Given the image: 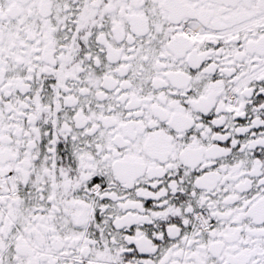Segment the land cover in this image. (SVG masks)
I'll return each instance as SVG.
<instances>
[{"label":"snow or ice","instance_id":"obj_1","mask_svg":"<svg viewBox=\"0 0 264 264\" xmlns=\"http://www.w3.org/2000/svg\"><path fill=\"white\" fill-rule=\"evenodd\" d=\"M0 264H264V0H0Z\"/></svg>","mask_w":264,"mask_h":264}]
</instances>
